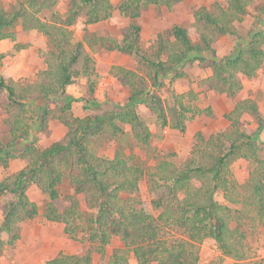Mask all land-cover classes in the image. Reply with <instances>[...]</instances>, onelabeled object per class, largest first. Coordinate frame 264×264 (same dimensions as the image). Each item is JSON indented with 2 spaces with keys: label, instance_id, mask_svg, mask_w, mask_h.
I'll use <instances>...</instances> for the list:
<instances>
[{
  "label": "trees",
  "instance_id": "trees-1",
  "mask_svg": "<svg viewBox=\"0 0 264 264\" xmlns=\"http://www.w3.org/2000/svg\"><path fill=\"white\" fill-rule=\"evenodd\" d=\"M182 1L126 0L118 10L134 21L148 6L171 10ZM225 2V6L215 2L194 12L197 42L186 28L173 26L156 36L149 56L141 55L140 27L134 22L117 43L86 29L112 16L111 0H70L64 14L55 10L58 0H16L10 11L0 5V42H13V50L18 52L25 48L19 39L33 30L47 42V50L41 53L45 68L34 81L0 75V109L5 113L1 126L7 132L0 136V167L6 169L16 157L25 162L22 169L0 180V197L10 196L0 221V257L6 246L20 239L23 224L39 215V206L27 194L33 185L48 198L42 212L45 220L63 224L64 234L72 240L97 248L100 264H129V254L137 264H199L198 247L206 239L213 240L224 257L247 260L251 248L246 231L264 225V143L247 134L241 123L247 115L257 125L256 134L264 130V116L256 101L236 102L224 114L227 126L223 130L208 137L196 133L189 155L180 165L165 157L145 172L120 151L112 158L97 155L103 136L116 139L126 127L139 145L149 144L152 133L138 114V105L148 109L159 131L185 133L194 119L212 117V108L199 107L193 91H171L167 103L158 94L164 81L171 85L183 76L188 64L197 62L209 69L202 84L230 98L242 90V78H254L264 67V11L255 18L245 42L238 41L223 57L216 55L213 43L225 35L238 38L235 24L243 21L255 0ZM80 17L85 29L81 41L74 42L71 28ZM103 46L110 51L134 52L141 66L147 67L148 80L113 66L111 72L119 73L129 89L125 104H113L111 111L94 116H75L73 103L81 99L68 94L66 88L80 76L98 78L85 48L95 51ZM4 58L0 53V63ZM95 87V81L88 82L91 99H82L89 104L84 109L99 106L92 99ZM50 121L63 125L65 134L41 149L34 133L46 134ZM235 161L250 165L244 185L235 177ZM144 178L155 195L149 201L137 197ZM64 184L72 189L71 194L61 195L59 187ZM79 197L90 211L81 209ZM166 229L181 232L187 240L171 241L165 237ZM113 237L125 248L105 259L104 247ZM90 248L83 255L61 252L45 264H93Z\"/></svg>",
  "mask_w": 264,
  "mask_h": 264
},
{
  "label": "rangeland",
  "instance_id": "rangeland-1",
  "mask_svg": "<svg viewBox=\"0 0 264 264\" xmlns=\"http://www.w3.org/2000/svg\"><path fill=\"white\" fill-rule=\"evenodd\" d=\"M69 1L58 0L55 10L64 14L68 9ZM124 1L126 0H111V4L114 7L112 16L101 23L89 25L86 29L101 37L108 36L117 43L121 41L128 26L134 22L140 27L139 47L142 56H149V50L156 36L173 26L186 28L191 40L197 42L198 34L194 26V12L202 6L208 8L215 2H218L221 6L226 5L225 0H183L171 10L159 6H148L141 12L140 17L131 21L128 16L118 10V7ZM15 4L16 0H0V5L5 11L12 10ZM262 11H264V1L255 0L254 4L248 7L243 21L235 24L238 38L225 35L216 39L213 43L216 55L223 57L231 51L238 41L245 42L248 33L254 26L255 18L258 15L262 17ZM82 21L83 18L80 17L71 28L74 32V42L81 41L85 29ZM19 43L24 45L25 48L16 52L13 50V42L9 40L0 42V53L5 54V58L0 63V75L14 80L25 78L34 81L36 74L45 68L41 53L47 50L46 38L33 30L23 35L19 39ZM105 44L108 45V43ZM85 50L94 61L98 78L92 77L89 80L86 76H80L75 79L72 85L66 88L68 94L81 99L79 102L73 103L72 112L75 116H94L105 111H111L113 104H125L129 89L122 84V77L119 73L111 72L113 66L129 70L148 80L147 67L145 68V65L141 66V61L134 52L110 51L104 46L97 48L95 51H90L87 47ZM182 71L183 76L176 79L171 85L168 84L167 80L164 81L163 87L158 91L159 96L164 103H167L170 99L171 91L175 94L193 91L198 96L196 104L199 107L205 108L209 106L212 108V117L201 116L194 119L187 124L185 133H179L171 129L159 131L148 109L144 105H138L137 112L146 121L152 133L149 144L146 146L139 145L132 137L129 128L126 127L124 129L125 132L122 135H118L116 139L103 136L102 145L97 149V155L112 158L116 151H120L125 157L133 158V161L138 163L145 172L150 171L158 161L165 157L180 165L189 155L188 152L191 150L194 135L200 132L204 137H208L218 130H223L227 126L224 114L231 111L234 104L239 100L252 99L256 101L262 116H264V67L254 78H242V90L234 98L214 92L202 84V80L210 75V70L204 68L201 64L197 62L188 64ZM91 80L96 82L92 99L98 102L99 106L84 109V105L87 107L89 105L84 100L88 101L89 98L91 99L88 92V82ZM4 116L5 113L0 109V136H7V132L1 126ZM241 123L243 130L247 134L255 136L257 140L264 143V130L256 134L257 125L251 117L243 116ZM64 134L63 125L57 121H50L49 131L46 134L35 132L34 138H36V145L44 149L52 143L63 139ZM24 166L25 162L20 158L12 159L6 169L0 167V180L16 173ZM232 168L238 183L244 185L250 165L244 161H235ZM59 190L61 195L72 193V189L66 184L60 186ZM27 194L29 199L39 206V215L34 220L23 224L20 239L13 245L4 248L0 257V264H45L46 261L61 252L83 255L89 247H91L92 251L93 264H100V253L97 248L91 246L88 242L72 240L64 234L61 223L45 220L42 216L43 208L48 202L45 194L41 193L33 185L28 189ZM154 196L150 191L148 179L144 178L139 185L138 199L149 201ZM9 199L10 196L0 197V221L2 220L4 202ZM79 200L80 204H82L81 209L86 212L90 211L84 204L83 198L79 197ZM246 234L247 245L251 248L249 257L246 258L247 260L236 261L224 257L216 243L211 239H206L198 247L200 252L199 264H251L259 260L258 251L264 247V225H258L256 228L248 227ZM81 236L82 234H80ZM165 237L171 241L183 237V239L187 240V236H183L181 232L168 231V229L165 231ZM3 238L5 239L4 235ZM123 248H125L123 242L118 237H113L104 247L105 259H108L114 252ZM127 258H129V264H137L132 254H129Z\"/></svg>",
  "mask_w": 264,
  "mask_h": 264
},
{
  "label": "built area",
  "instance_id": "built-area-1",
  "mask_svg": "<svg viewBox=\"0 0 264 264\" xmlns=\"http://www.w3.org/2000/svg\"><path fill=\"white\" fill-rule=\"evenodd\" d=\"M258 259H261L264 261V247L261 248L259 251H258Z\"/></svg>",
  "mask_w": 264,
  "mask_h": 264
},
{
  "label": "crops",
  "instance_id": "crops-1",
  "mask_svg": "<svg viewBox=\"0 0 264 264\" xmlns=\"http://www.w3.org/2000/svg\"><path fill=\"white\" fill-rule=\"evenodd\" d=\"M63 225V224H62ZM65 254H68V253H65ZM69 254H73V253H69Z\"/></svg>",
  "mask_w": 264,
  "mask_h": 264
}]
</instances>
